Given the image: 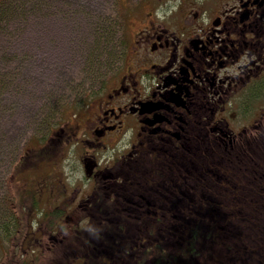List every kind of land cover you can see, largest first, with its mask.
<instances>
[{"label": "flooded vegetation", "instance_id": "1", "mask_svg": "<svg viewBox=\"0 0 264 264\" xmlns=\"http://www.w3.org/2000/svg\"><path fill=\"white\" fill-rule=\"evenodd\" d=\"M149 3L54 130L83 179L54 181L52 224L19 220L0 264L51 261L81 228L62 264H264V0Z\"/></svg>", "mask_w": 264, "mask_h": 264}, {"label": "rangeland", "instance_id": "2", "mask_svg": "<svg viewBox=\"0 0 264 264\" xmlns=\"http://www.w3.org/2000/svg\"><path fill=\"white\" fill-rule=\"evenodd\" d=\"M150 1L127 0L125 8L134 7L137 2L147 7ZM113 3L114 0H18V10L11 9L8 18L1 20L0 257L8 236L16 232L7 219L13 212V203L9 204L8 198H25V195H18L17 191L23 187L29 188L30 192L34 189L38 210L49 208L48 193L40 192L38 183L41 182L31 184L30 177H35L39 170L40 173L55 171L54 177H42L54 181L59 171H65L67 180L68 177L69 180L72 177L80 181L83 179L81 171L75 175L69 172L70 167L77 165V156L67 143H64L63 153L60 159L53 162L54 165L40 166L36 163L34 168H28L21 174L11 172V167L24 145L34 149V140L54 134L52 130L68 116V108L74 107L87 88L100 79L97 73L89 74L82 81L89 65V53L96 41L93 34L95 28L103 23V16L114 23L120 41H116V49L110 48L105 52V57L113 61L101 71L105 69L106 72L119 63L124 50L121 44L123 24L117 23ZM129 24L125 28L127 35ZM113 42L111 40L108 47ZM94 72L95 69L90 71ZM39 263L43 264V260L35 261V264Z\"/></svg>", "mask_w": 264, "mask_h": 264}, {"label": "trees", "instance_id": "3", "mask_svg": "<svg viewBox=\"0 0 264 264\" xmlns=\"http://www.w3.org/2000/svg\"><path fill=\"white\" fill-rule=\"evenodd\" d=\"M17 1L18 0H0V26H1V20L5 17L8 18V14L11 9H13L14 11L18 10V5L16 4ZM126 3L127 0H114L113 7L116 14L117 23L119 24H123V21L127 16V10H126L127 8H125ZM124 8L126 11L124 10ZM101 18L103 19V23H101L99 26L95 28L93 37L96 36V41L89 53L90 59L87 60V63L89 62V65L86 68V72L82 78V81H84V77H87L89 74L95 75L99 73L100 75L102 72L101 69L106 68L108 64L112 63L113 59L109 60L108 58H106L105 52L110 48H114V46H116V41H120V38L117 37L116 26L114 25V23L107 21L104 16ZM111 40H114V42L110 45V47H108V43H111ZM114 49H116V47ZM95 61L97 62L95 63ZM93 69H95V72L90 73V71ZM34 142H35L34 149H32L30 146L26 147L24 145V148L20 152V155L16 159V162L11 167V172L16 171L18 172V174L25 173L27 171L26 169L28 168L30 169L31 167L34 168V166L37 164H40V166H45L49 164L54 165L53 162L60 159L65 146L64 144L65 142L63 140L59 141V137L58 136L56 137L53 134H51V136L49 135L41 136L39 137L38 141L34 140ZM58 174L59 176L55 179V182L57 183L56 185H58L57 191L59 194H65L69 190V188L67 189V187L72 186L70 185L71 182L69 179L67 180L65 178L64 176L65 171H59ZM45 175L54 177L55 171L53 173H48L47 171L40 173V171L38 170L37 175L35 177H30V181L31 184H33L36 181L41 182L38 183L40 184L39 191L40 192L45 191L48 193V196L51 197L50 193L52 192L51 187L54 184V179L50 180L49 178H42ZM24 177L28 181L27 176L24 175ZM30 191L31 190L29 188L26 189L23 187L17 192L18 195L20 194H22L23 196L25 195L24 196L25 198L20 199L19 197L16 198L14 196L12 197L10 196L8 198L9 204L13 203V206H11L13 212L11 215L8 216L7 219L10 222V226L14 227V229L16 230L15 234L18 233L20 227L18 222L19 220H21L23 225H25L23 231L26 230L29 231L30 226L36 225L38 223L37 221L38 218H43L44 224L50 226L53 222L52 219L55 217V213L53 212L44 213L43 211H41V209L38 210L36 206L37 200L34 193V189H32V192ZM8 202H6L7 203L6 209H8ZM8 231L11 230L8 229ZM23 231L21 233H23ZM87 237L88 236L86 234V231L83 228L75 230L74 233L70 234L69 236H65L64 239L62 240L61 243L62 245L60 244L59 249H57L58 255H53L51 257V261L49 260L48 257L46 260H43V264H62L61 258L63 257L66 250H68L70 245H72L71 247H74L73 250L77 254L79 251L78 249H83V242L87 239ZM91 238L93 239V237ZM15 250H17V248H15ZM29 250H32V247ZM31 255L33 258L35 257L33 253H31ZM237 259L239 261H243V257L241 255H239ZM80 264H95V263L93 262L92 259H87L86 263L84 262ZM224 264H226L225 261ZM236 264H238L237 261Z\"/></svg>", "mask_w": 264, "mask_h": 264}]
</instances>
